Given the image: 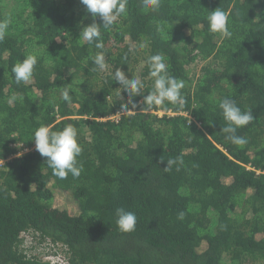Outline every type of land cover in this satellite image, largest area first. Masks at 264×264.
Listing matches in <instances>:
<instances>
[{"label":"trees","instance_id":"16d2710c","mask_svg":"<svg viewBox=\"0 0 264 264\" xmlns=\"http://www.w3.org/2000/svg\"><path fill=\"white\" fill-rule=\"evenodd\" d=\"M232 1V36L215 37L205 7ZM6 17L0 264L39 263L23 253L30 233L62 244L69 264H264V0H161L157 12L127 0V14L101 29L104 70L91 59L101 49L81 42L93 18L79 0H0V20ZM28 53L38 63L33 79L18 85L11 69ZM153 54L183 80L184 107L166 101L157 115L159 106L137 95L129 115L121 109L128 97L110 73L120 68L140 78L147 95L145 60ZM197 60L206 63L195 77L188 66ZM65 87L70 102L61 99ZM13 94L23 102L9 105ZM222 98L252 111L253 121L237 129L248 141L242 147L220 131ZM67 124L77 129L82 171L61 180L32 138L41 125L56 131ZM177 156L183 165L166 172ZM57 195L74 205L54 203ZM116 208L136 214L135 231L118 230Z\"/></svg>","mask_w":264,"mask_h":264},{"label":"clouds","instance_id":"9594fccd","mask_svg":"<svg viewBox=\"0 0 264 264\" xmlns=\"http://www.w3.org/2000/svg\"><path fill=\"white\" fill-rule=\"evenodd\" d=\"M80 4L84 6L87 13L93 18V22L83 26L79 32L82 43L94 45L96 49H101L91 59L93 64L100 70L106 68L105 54L102 51L104 44L102 42L101 29H109L119 17L127 14V0H79ZM233 6V1L228 6L223 7L215 4L211 8H206V21L208 31L215 37L216 34L222 39L231 38L232 32L229 29V10ZM142 7L145 12H157L161 7V0H142ZM99 17L100 22H96ZM196 18L203 19L199 16ZM10 24V18L0 20V41L5 39ZM185 32H190L189 29H184ZM140 48L145 45H139ZM132 51V49H130ZM127 59V56L124 57ZM200 62L203 66L206 62L197 60L191 64ZM38 63L37 54L28 53L21 61L12 66V74L16 84L28 83L33 79L34 69ZM145 64L148 68V76L152 80L151 91L147 95H143L145 84L140 78H129L128 75L120 68H116L110 73L111 79L116 81L119 86H122L123 91L127 97V103L121 105V109L132 114L131 108H135L136 104L133 102L132 97L141 95L143 104L149 108L159 106L158 110L154 113L161 115L164 111L160 108L167 101L173 105H179L180 108L184 107L185 98L181 93L184 88L183 80H179L169 74L168 65L165 57L162 54H153L147 56ZM190 64V65H191ZM190 72L192 74V69ZM200 74V69L197 74ZM70 89L63 88L61 91V99L64 102H70ZM23 95L13 94L9 100V105H14L16 101L23 102ZM218 107L221 111L226 125L220 128V131L225 135V138L232 144L237 146H244L248 143L247 139L243 136L237 135V129L248 125L254 119L251 109L242 110L235 100L229 98H222L218 102ZM170 111V110H169ZM171 112V111H170ZM148 113H153L150 111ZM77 129L71 124L65 125L62 129L54 131L47 125H41L34 130L33 138L34 148L40 156L46 159L47 166L52 169L53 175L63 180L71 174L73 177H79L82 171V165L78 166L77 157L82 152V147L77 140ZM15 137V136H12ZM174 165H183L182 156L168 159L166 161L165 171H171ZM177 170L179 168L177 167ZM184 213L178 214L179 219H183ZM115 224L119 231L124 233L133 232L136 229L137 216L134 212L126 211L124 208H116L115 210Z\"/></svg>","mask_w":264,"mask_h":264},{"label":"rangeland","instance_id":"374dc122","mask_svg":"<svg viewBox=\"0 0 264 264\" xmlns=\"http://www.w3.org/2000/svg\"><path fill=\"white\" fill-rule=\"evenodd\" d=\"M202 63H204V62L197 63L196 65L191 64L190 67L192 69V73L195 72V74H197L199 69L201 68ZM65 197L66 196H61V195L55 196L54 203L59 204L61 206L65 205L68 207H71V205H74L73 200L70 197H67V198H65ZM30 236H31V239H28L30 241L27 243V248L30 250V256H34L35 258H37V262H39V264H43L44 258L42 259V257L45 254H42V253H47L46 251L48 250V246H45L42 243L43 240L42 239L39 240L38 236H36L32 233H30ZM66 257H67V255H66ZM51 262L54 264L62 263V262L56 261V259H52V258H51Z\"/></svg>","mask_w":264,"mask_h":264},{"label":"built area","instance_id":"2783aa9c","mask_svg":"<svg viewBox=\"0 0 264 264\" xmlns=\"http://www.w3.org/2000/svg\"><path fill=\"white\" fill-rule=\"evenodd\" d=\"M29 241L30 240H27V241H25L22 244V248L24 249L23 253L26 255V257L30 256V250L27 248V243ZM42 243L45 246H48V250L46 251L47 253H42V254H45L42 257V259L44 258V261H43L44 263L43 264H49V263L50 264H54V263L51 262V258L52 259H56V261L62 262V263H59V264H69L68 261H67L66 254L64 252L65 249L62 246V244H60V243H52L51 241H49V239L43 240ZM33 264H39V263H33Z\"/></svg>","mask_w":264,"mask_h":264}]
</instances>
